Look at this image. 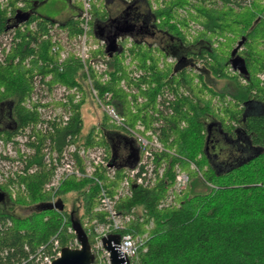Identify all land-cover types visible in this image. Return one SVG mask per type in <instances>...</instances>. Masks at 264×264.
<instances>
[{"label": "trees", "instance_id": "1", "mask_svg": "<svg viewBox=\"0 0 264 264\" xmlns=\"http://www.w3.org/2000/svg\"><path fill=\"white\" fill-rule=\"evenodd\" d=\"M21 1V9H14L10 16L6 9L0 8V32L7 23L20 16L26 19L27 25L32 22L36 25L34 30H18L17 42L10 51V61L0 66V89H3L0 91V104L13 100L12 132L37 121L35 112L21 106L30 93L31 78L35 73H51L53 82L78 85L83 90L81 65L69 58L63 71L49 68V63L57 59L58 53L51 51L49 39L37 42L39 33H45V25L51 21L34 11V7L44 0ZM136 1L146 4L155 28L175 42L168 44L164 50L133 38V34L138 33L136 26L128 35L115 31V38L121 39L115 43L114 53H108V81L101 83L93 76V83L99 92L112 93L117 111L130 126L140 121L148 127L154 119L159 120V113L163 112L155 110L157 95L164 96L166 89L174 93L172 100L161 102L170 112L169 115H160L165 124L161 125L158 138L166 149L175 152V155H156L157 164L162 159L165 161L164 176L150 188L133 186L131 196L121 197L115 203L120 213H127L132 208L143 211L140 221L135 219L127 224V231L147 233L149 237L145 251L139 253V264H264V81L258 77V74L264 73V0H254L250 7L238 9L228 5L232 0H219L222 3L218 6L202 0L194 6L195 13L191 18L202 24L210 34L199 32L190 44L200 40L210 44L213 35H219L223 41L216 42L215 49L211 46L201 48L205 57V73L230 82L229 89L223 91L211 87L204 75L193 74L187 69L195 53L185 43L176 23L172 24L170 20H177V9L187 5L188 0H166L163 7L155 11L150 9L148 0H122L123 12L131 13V6ZM110 21L109 12L102 3L92 7L93 36L96 24ZM61 24L69 26L72 35L78 30L73 17ZM128 37L133 39L128 48L132 59L145 72L135 80L123 63ZM105 38L109 43L108 37ZM239 41L242 44L234 53ZM32 43L34 46H31ZM171 54L176 61L159 67L160 59ZM15 58L18 61L14 63ZM26 58H30L28 67L23 62ZM230 65L235 73L228 71ZM242 76L245 83L240 82ZM121 81L136 86L144 101L131 106L128 94L119 86ZM143 85L145 88L142 90ZM181 89L189 95H179L176 90ZM83 99L84 96L72 107L67 126L56 129L54 133L36 134L35 159L40 161L41 148L47 138L55 140L58 150L63 147L68 135L74 142L86 146L102 145L116 166L113 179L103 178V183L108 186V195L112 197L124 176L125 167L134 164L136 159L132 155L137 153L132 152L131 157L126 156L123 161L117 160L108 143L111 134L116 133L112 131L109 134L106 127L114 126L105 117L98 128L91 127L82 136L80 109ZM254 102L262 106V114L250 115L246 112ZM181 123H184L183 127ZM229 146H235L236 153L244 157L236 163L224 165L217 160L219 150ZM191 163L195 164L200 176L190 169ZM176 164L187 171L188 185L178 198V207H159L174 182ZM51 173L42 165L38 172L20 177L26 194L18 195L14 201L8 197L11 205L6 209L0 207V222L5 215L12 220L11 228L0 225V264H20L28 254L25 247L33 251L54 235H57L61 247L68 246V241L74 237L67 232L71 218L80 222L89 244L93 243V235L88 233L90 228L84 225V221H105V213L95 210L98 187L89 179L69 177L56 190L53 207L51 195L42 189ZM0 193L7 194L4 187H0ZM70 197L76 198V201L68 204ZM15 203L32 211L25 216H13ZM62 217L65 218L64 223Z\"/></svg>", "mask_w": 264, "mask_h": 264}, {"label": "built area", "instance_id": "2", "mask_svg": "<svg viewBox=\"0 0 264 264\" xmlns=\"http://www.w3.org/2000/svg\"><path fill=\"white\" fill-rule=\"evenodd\" d=\"M70 1L77 8V14L73 17V20L77 22L78 30L73 33V42L71 38L68 41L69 34H72L71 28L55 20H51L45 25L46 31L45 33H39L37 42L41 39H49L51 51L58 53L57 59L49 63V68L61 72L67 59L73 58L76 60L81 65L84 83L87 80L88 89L104 116L107 117L110 123L127 128L124 117L120 115L111 101V94L109 92L100 93L93 83V76L98 78L100 82L108 79V68L105 61L99 55L94 56L95 53H100L102 56L109 58L107 51L108 41L104 38L94 39V36L92 37L90 34V31H92V7L98 6L100 0ZM250 1L243 0L247 5L250 4ZM21 2H18L19 7L17 9H21L23 6ZM182 13L185 14L184 12ZM188 25L189 39L202 30V27L195 22H188ZM25 26L26 19L20 16L14 22L7 23L5 29L0 33V64H4L5 54L11 51L13 44L17 42L16 33L18 30L24 31ZM30 28L31 30L36 29L35 23H32ZM116 39L120 41L121 37ZM128 39L132 41V38L129 37ZM31 46H34V43ZM4 51L5 53L1 55ZM169 56V58H166L167 62L173 59L172 55ZM191 62L189 67L192 65ZM198 64L190 68L191 72L196 75L201 72L200 64L199 66ZM131 70L140 69L135 66L132 68L130 65L128 72L134 80L143 75L142 70H140V75L139 73H133ZM228 71L231 74L235 73L231 65L228 67ZM258 77L262 82L264 81V73ZM240 79L241 82H245V77L242 76ZM32 81L35 87H33L31 94L21 102V106L31 112H35L37 121L19 128L15 132H12L10 127L0 131L1 133H8V137L0 136V185H6L13 193L14 190L10 186L12 182L13 185L18 187L17 191L25 195V186L22 182L19 183V178L38 172L42 165L52 171L51 177L42 187L43 192L48 194H54L61 183L69 177L77 180H91L99 191L98 204L95 210L104 212L106 215L103 222L94 220L92 223L86 221L84 224L85 226L90 225L91 229H89L88 233L93 235L91 252L94 255V259L91 264H110L109 253L102 245V238L110 234H119V242L116 246L119 255H121L120 257H126L129 264H139V253L141 248L145 247L148 237L144 234H133L130 231H126V229L129 222L135 219L140 221L141 216H136L132 209L127 213H120L115 208V203L119 198L126 196L125 194L131 196V188L133 186L144 187L151 183L154 179L157 152L166 151L170 154L172 152L164 148L159 142L157 132L144 129V125L139 123L137 129L143 128L152 137L149 140L134 137V141L138 149H140L139 154H137L139 156L134 164L124 171L121 184H119L112 197L108 195V186L103 183L102 177L113 179L116 174V166L110 160L106 149L101 145L86 146L77 144L68 135L65 139V144L58 151L55 147V140L51 141L50 138H47L41 148V160L37 161L35 159L36 134L54 133L56 129L67 126L72 116V105L76 102L78 103L81 93L77 86L66 87L67 89L60 86L51 88L50 86L53 84H51L50 74H35ZM120 83L122 84V89L128 93L135 92V89H137L136 86L128 85L124 81ZM54 91L57 92L54 93ZM179 91L184 95H189L187 91L182 89ZM163 95H157V102L158 106L165 110L167 108L161 104L162 100H172L174 93L166 89ZM137 138L138 140H136ZM159 172L161 174V171ZM187 178L185 174L177 176V181L181 188L187 184ZM168 198H171V196L165 197L159 207L165 206L164 204L168 202ZM50 202L55 207L54 197L51 198ZM64 222L65 218L63 219ZM11 224L6 218H3L2 222H0L2 228H9ZM67 232L75 234L72 226L67 228ZM78 245V240L74 235L68 241V246L66 247L75 248ZM61 248L57 235H54L50 237L47 243L39 245L33 251L25 247L28 254L20 264H51L54 259L60 256Z\"/></svg>", "mask_w": 264, "mask_h": 264}, {"label": "rangeland", "instance_id": "3", "mask_svg": "<svg viewBox=\"0 0 264 264\" xmlns=\"http://www.w3.org/2000/svg\"><path fill=\"white\" fill-rule=\"evenodd\" d=\"M20 1L21 0H15V2L11 3L10 0H0V8L6 9L7 15L10 16L12 14V11L19 7L18 6L19 5L18 2H20ZM54 1L56 2L58 0H44V1L40 2V3H38L34 7V11L36 13H39L38 10L39 11L45 10L46 6L49 5L50 3H53ZM148 1H149L150 9L155 11L158 8L163 7L164 2L166 0H148ZM201 1L202 0H188L189 3L187 5H185L182 8H178L177 11H176V16L175 17H177L179 15V17L177 18L178 21L176 19H171L170 23H172V24L176 23L178 29L180 30V32H182V35L184 36L185 43H187L189 45V49H192L194 51V53H195L192 57L190 56L192 58V59L190 58L192 60V62H191L192 65H191V67H188L189 72H191L190 68H192L193 66H196V64L199 63L200 67H201L200 68L201 72L199 74H197V75H200V74L204 75L206 77L207 83L210 84L211 87H213L217 91L227 90L230 87V82L228 80L215 79V78H213V77H211V76H209V75H207L205 73L204 66H203L205 57H203L202 56L203 54H201V48H203V47L211 46L213 49H215L216 44H217L216 42H218V44L220 42H223L221 37H219V35H213L211 37V43L210 44H207L206 42H204L202 40H200V42L199 41L196 42L195 44H192V45L190 44V43H193L195 41L194 39H195V37L197 38L199 36L198 35L199 33H197L196 35H194L192 38L189 39V37H188V35H189L188 34V32H189L188 22H195L199 26H201L202 30L199 31L200 34H201V32L206 31L202 24L196 22L195 19L191 18V15H194V13H195L194 6L196 4H198V3H201ZM253 1L254 0H251L250 4L247 5V4H245L243 2V0H232V2H229L228 5L233 7V8L238 9V8L243 7V6L250 7V5H251V3ZM68 2L71 5H73L70 0H68ZM121 2H122V0H120V1L115 0L112 3H111V0H104V3H103V0H100L99 3H98V6L101 3L105 6V8L109 12L110 19H111V17H114L116 15V17L114 19L112 18V20L117 25L119 24V20L120 19H121V21L123 19H128L130 24L135 25L136 27H138V26L143 27V31H144L143 34L145 35V37L143 39H140V40H144L145 43L151 44L152 47H160V48L166 50V47H167L168 44H172V43L175 42L173 39H170L165 33L160 32L159 30H157L155 28L152 16L148 12V9H147V6H146L145 3H143L142 1H136L131 6L132 7L131 10H130L131 13L128 15V17H126L125 13L123 12V3H121ZM21 3H23V2H21ZM204 3H206V4L213 3L214 6H218V5H221L222 2L219 1V0H205ZM182 12L186 13V15L184 16V14ZM54 19L55 20H61L59 18H54ZM184 19H187V20H184ZM121 21H120V25L124 26L123 23L121 24ZM111 22L112 21H110L107 24L110 25ZM156 22L158 23L159 19H157ZM32 23H35V22H32ZM31 24H28V25L26 24L25 28L26 29H31L30 28ZM147 28L151 29V30H147ZM208 32L209 31H206L207 34H210ZM90 34L93 37L92 31H90ZM139 34L138 33H134L133 35L137 36ZM69 35H70V37H68V41H69L70 38H71V41L74 40V38L72 37L73 35L72 34H69ZM17 37L18 36H16V39H18ZM106 37H108V36L106 35ZM93 38L97 39L98 37L94 36ZM128 38L126 39L127 42L125 44V49H124V57H125V59H124L123 63L127 67L128 70H129L130 65H131L132 68L135 66L136 68L142 70V72H143V68H141V66H138V64L136 63V60L132 59V55L130 54V52L128 50V48L131 47V45L133 43V39H132V41H130ZM106 40H107V38H106ZM115 43H118L117 39L115 40ZM66 44H68V42H66ZM4 53H5V51L2 52L1 55H3ZM10 53L11 52L9 51L7 54H5L4 64H0V66L6 65L10 61L9 60L10 59ZM96 55H99L105 61L106 65H107V68L109 70L110 56H109V58H107L105 56H102V54H100V53H95L94 56H96ZM169 57H170L169 55H167L164 58L162 57L160 59V61H159V64H158L159 67H161L164 63L171 64V63L176 61V57L171 56V57H173V59L171 61L167 62L166 58H169ZM29 60H30V58H26L23 61L26 67H28L30 65V61ZM17 61H18V58H15L13 60L14 63L17 62ZM39 63H41V62L39 61ZM128 64H130V65H128ZM147 64H148V62H147ZM199 64H198V66H199ZM108 70H107V73H108ZM134 71H138V70H134ZM144 73L145 72H143V74ZM35 74H40V73L37 72ZM45 75H47V74H45ZM259 75L260 74H258V76ZM33 76L31 78V83H30L31 84V90H30L29 94H31V91H33V87H35V85L33 84V81H32ZM50 76H51V82H52L51 84H53L52 86H50L51 88L57 87V86L65 87V88L66 87H71L72 88L74 86H77V88H79L78 85L67 86V85L62 84V83L53 82L51 73H50ZM82 78L83 79L81 80V85L83 87V90L79 88V90H80L79 92L81 93V98L78 101V103H79L81 101L82 97L84 96V99H83L84 101L81 104V109H80L81 110L80 112H81L82 120H83V125H82V130H81L82 131V136L85 135L91 127L98 128L101 125V122L103 121V119L105 117L107 122L114 126V128L106 127V128H108L109 134L113 131L117 135H119L122 139L127 140V141H125V140L120 139L116 134H111V136H110V138L108 140V143H109V146H110V148L112 150V153H115L117 160H120V161L122 160L123 161L126 158V156L129 157V155H130V157H131V153L132 152L139 154L140 149H138L137 144L134 141V137H139L141 139L145 138V139H148V140L152 137L144 129H147V130L150 129L151 132H157L158 135L160 134L161 125L163 126V123H164L160 115H163V116L164 115H169L168 113L170 112V110H163L161 107H159L158 106V102H157V97H156L155 110L163 112V113H159L160 115L158 116V118H159L158 121H155L156 119H154L152 121V123L148 127H145L146 124L142 122L141 124L144 125L143 126L144 129L143 128L137 129V125L140 123V121H137L133 126H130V125L127 124V122L125 120V125L127 127V128H125L122 125H120V126L119 125H114V124L109 122L107 117L104 116V114L102 113L101 109L96 104L95 100L93 99V97H92V95H91V93H90V91L88 89L89 87L87 86V80H86V83H84V75H83V73H82ZM108 78H109V75H108ZM107 81H108V79L103 80V82H101V83H105ZM240 82H241V80H240ZM241 83H243V82H241ZM121 85L122 84L119 83V86L122 89ZM143 87L145 88V85H143ZM143 87L141 86L142 90L144 89ZM2 90L3 89L1 88L0 91H2ZM176 91L178 92L179 95H184L179 90H176ZM56 92L57 91H54V93H56ZM138 92H139L138 88L135 89V92H129L128 93V92L125 91V93L128 94L127 98L129 100L131 106L134 105V104L135 105L136 104H140V103H142L144 101V99L142 98V96H140L138 94ZM110 94H111V101L116 107L115 100L113 99V95H112V93H110ZM227 99H228V97H227ZM78 103L77 102L74 103L72 105V107L74 105L78 104ZM12 106H13V100H7L3 104L0 105V131H3L4 128H6V127H11L10 124H12V120H13V111H12L13 107ZM246 112H248L250 115H259V114H262L263 108H262V106L259 103L254 102L253 104H251L246 109ZM183 125H184V123H181L182 127H183ZM1 135L4 136V137H8V133H1L0 132V136ZM113 136H115L116 138L113 137ZM136 140H138V138ZM159 142L163 145V143L161 142L160 139H159ZM77 144H82V143H77ZM164 148H166V147L164 146ZM222 148H224V149H222ZM222 148L219 150V154H218V159L217 160L219 162H221L222 164H224V165H227L228 163H232V164L236 163V161H238V159L244 157V155L242 156V154L239 155V153L238 154L236 153L237 152V148H235V146L234 147H230V146L229 147H222ZM60 150H58V151H60ZM167 150H169V149H167ZM169 151L172 152L171 155H175V152H174L173 149H171ZM35 152H36V148H35ZM157 153L160 154V153H167V152L166 151H162V152H157ZM167 154H170V153H167ZM229 155H231V158H229ZM138 156L139 155L133 154L132 158L136 159ZM36 157H37V152H36ZM154 167H156V168H154V179L151 181V183L149 185L144 186V187L141 186L142 188H150V187H152L160 178H162L164 176V174H165V161L163 159L161 160V162L159 164H157L155 162ZM189 167H190L191 170L196 171L197 174L200 176V172L198 171V169L195 166V164L192 163V164L189 165ZM127 168H128V166L125 167L124 171ZM159 171H161V174H160ZM181 174L182 175L185 174L188 177L187 178V184L184 187H182V188L178 184L179 182L177 181V176L181 175ZM188 182H189V175H188L187 171L184 170V169H181L180 166L178 164H176L175 167H174V182L167 189L166 195H165L166 198H167V196H171V198L167 199L168 202H166L164 204L165 207L169 206V205L176 206V207L179 206L178 198L181 197V195L185 191V189H186V187L188 185ZM19 183H20V181H19ZM19 183H18V185H20ZM120 184H121V182H120ZM10 186L14 190L13 193H15V194H13L10 191L9 187H7L6 185H0V187H4L5 188V191L7 192V194H5V196L8 195L7 197H9L11 199V201H14L18 197V195H23L22 193H20V191H17L18 187L16 185H13L12 182L10 183ZM54 194H50L51 197H54ZM125 195L126 196H124V197H129L128 194H125ZM165 197H164V199H165ZM73 200L76 201V198L73 199L72 197H70V198L67 199V203L71 204V203H73ZM162 202L163 201H160V203H162ZM9 205H11L10 200H9V203H7V202L5 203L4 202L0 206H2L3 209H6ZM15 205L13 206L14 207L13 214H11L13 216H25L27 213L32 211L31 208L27 209V208L19 207L20 205L18 203H15ZM132 210H134L136 216H141V218H142V215H141V214H143L142 210L136 209V208H132ZM3 218L8 219V222L12 223V220H11L10 216H8V215L6 216L5 215ZM63 219H64V217H62V222H63ZM86 221L89 222V223H92L94 220H92V221L85 220L84 224H85ZM148 226H150V225H148ZM11 227H12V224H11V226L9 228H11ZM87 227L91 229L90 225H87ZM126 231H127V229H126ZM130 232L133 233V234H136L132 230H130ZM143 234L147 235V237H148L147 233H142V234H139V235H143ZM148 239H149V237H148ZM140 251H145V247H142Z\"/></svg>", "mask_w": 264, "mask_h": 264}, {"label": "water", "instance_id": "4", "mask_svg": "<svg viewBox=\"0 0 264 264\" xmlns=\"http://www.w3.org/2000/svg\"><path fill=\"white\" fill-rule=\"evenodd\" d=\"M115 36L109 41L107 51L108 53H114L115 51ZM242 41H239L234 48V53L241 46ZM237 67V66H236ZM71 226L75 232V236L78 240V247L69 248L62 247L60 256L52 261L51 264H91L94 259V255L91 252V245L88 242L87 235L83 230L80 222L77 219L71 218ZM119 242V234H110L107 237L102 238V245L109 253L110 264H129L128 260L119 256L116 245Z\"/></svg>", "mask_w": 264, "mask_h": 264}, {"label": "crops", "instance_id": "5", "mask_svg": "<svg viewBox=\"0 0 264 264\" xmlns=\"http://www.w3.org/2000/svg\"><path fill=\"white\" fill-rule=\"evenodd\" d=\"M59 1V2H58ZM58 1H54L53 3H50L49 5L46 6L45 10L39 11L38 10V14L49 18L50 20H55L54 18H59L61 20H55L58 21L60 23H64L65 21H67L68 19L74 17L77 14V8L74 5H71L68 0H58ZM115 1V0H111V3ZM120 1V0H117ZM104 3V0H103ZM122 3V2H121ZM111 5V4H110ZM52 16V17H51ZM116 15L112 18H115ZM128 24V22H124L123 25H118V27L116 29L117 32L119 33H123L125 35H128L135 27V25H125ZM97 24L94 26V36L95 37H100V38H105L106 34H102L99 29L96 28ZM134 27V28H132ZM148 30V29H147ZM138 33H140L137 36H132L135 39H143L145 37V35L143 34V27L140 30H137ZM142 31V32H141ZM131 36V35H130ZM106 39V38H105Z\"/></svg>", "mask_w": 264, "mask_h": 264}, {"label": "flooded vegetation", "instance_id": "6", "mask_svg": "<svg viewBox=\"0 0 264 264\" xmlns=\"http://www.w3.org/2000/svg\"><path fill=\"white\" fill-rule=\"evenodd\" d=\"M128 14H130V12H128V13H126L125 14V16L126 17H128ZM114 19V18H113ZM111 20H112V18H111ZM120 21H121V19L119 20V24L118 25H120ZM112 22H113V20H112ZM111 22V24L110 25H108L107 23L108 22H106V23H99V24H97V26H96V28L97 29H99V31L102 33V34H106L107 36H108V39H109V41L115 36V34H116V29H115V27L117 28L118 27V25L116 24V23H112ZM124 22H128V19H123L122 21H121V24L122 23H124ZM129 24V23H128ZM128 24H125V25H128ZM139 27V29L138 30H140L142 27H140V26H138ZM148 29V28H147ZM148 30H151V29H148ZM1 104H3V103H1ZM0 104V105H1ZM9 203V199H8V197L7 196H5V194H1L0 193V205L2 204V203ZM1 208H3L2 206H0Z\"/></svg>", "mask_w": 264, "mask_h": 264}, {"label": "bare ground", "instance_id": "7", "mask_svg": "<svg viewBox=\"0 0 264 264\" xmlns=\"http://www.w3.org/2000/svg\"><path fill=\"white\" fill-rule=\"evenodd\" d=\"M133 73H135V74H138L139 73V75L141 74L140 73V71L138 70V71H134V70H131ZM125 119V118H124ZM141 123V122H140ZM41 160V159H40ZM102 178H104V177H102ZM163 201V200H162ZM116 250H117V246H116ZM107 251V250H106ZM108 252V251H107ZM117 252H118V250H117ZM119 254V253H118ZM119 256H121V255H119ZM123 258V257H122ZM123 259H126V257H124Z\"/></svg>", "mask_w": 264, "mask_h": 264}]
</instances>
